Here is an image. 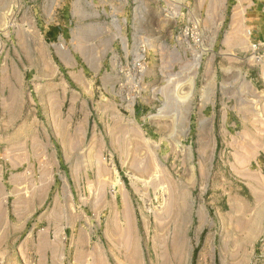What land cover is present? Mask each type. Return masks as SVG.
Instances as JSON below:
<instances>
[{"label":"rangeland","instance_id":"1","mask_svg":"<svg viewBox=\"0 0 264 264\" xmlns=\"http://www.w3.org/2000/svg\"><path fill=\"white\" fill-rule=\"evenodd\" d=\"M46 1L0 0V264H264V63L183 0L108 60L118 28L57 44Z\"/></svg>","mask_w":264,"mask_h":264},{"label":"crops","instance_id":"2","mask_svg":"<svg viewBox=\"0 0 264 264\" xmlns=\"http://www.w3.org/2000/svg\"><path fill=\"white\" fill-rule=\"evenodd\" d=\"M183 2L187 6L188 11H192L197 17L203 13L211 12L217 16L216 20L221 22L220 25L229 23L235 34L234 37H238V39L234 38L232 40L231 38L228 44L232 46L236 53H249L248 42L246 41L245 43L241 39L245 28H250L254 32L256 40L264 42V13L262 10L264 0H183ZM48 4L51 6L52 11L54 8H61L63 11L70 13L66 21L62 20L52 24V29L47 33L53 38L55 43L61 45L62 43L69 44L68 48H73L71 43L77 39H84L95 27L106 28L104 34L111 38L109 44L113 45L114 41L117 40L114 28H118L120 30V38H118L120 40V48L117 50L113 49L112 46L107 47L106 59L108 60L115 54L118 55L117 58L120 60H126L133 55V52L129 55L127 54L126 47L130 43L138 42L139 35L135 33V29L141 25L142 21L150 26L152 24L151 14H154L156 10L155 0H51L50 3L46 1L44 5ZM163 5L164 11L171 9V2H164ZM231 12L232 14L229 16ZM129 29H133V31L129 33ZM61 53L63 57H67V51H61ZM121 53L122 55H119ZM136 56L134 54L132 58ZM109 72V68H107V73L109 74ZM258 75L264 82V67L258 68ZM139 109L135 108V113L144 110L143 107L141 110ZM45 150L49 154V149ZM35 161L36 150L33 148L28 154L27 164L22 165V167H25L24 171L27 170L25 180L29 183L32 182L30 172L35 171ZM43 178L45 177L43 176ZM46 181L44 180V182ZM43 185L50 187L51 183H43ZM29 186H32V184H29ZM7 225V218L3 220V223L0 222V226ZM48 241L46 237H41L40 243L43 245L48 243L49 247L41 248L40 250L53 248V244Z\"/></svg>","mask_w":264,"mask_h":264},{"label":"built area","instance_id":"3","mask_svg":"<svg viewBox=\"0 0 264 264\" xmlns=\"http://www.w3.org/2000/svg\"><path fill=\"white\" fill-rule=\"evenodd\" d=\"M173 3L171 2V9L165 10V12H168V14L172 15L173 10H177L178 5H180V10H188L187 6H185L183 3H176L172 5ZM174 6V9H173ZM263 13H264V2H263ZM192 16L188 15L186 19H182V22L184 24V29L183 33L186 39H188L190 42L194 43V45L199 44V32L195 31L198 27L197 24V19L195 18H190ZM247 35L249 36L250 39V45H249V57L255 62L258 63H264V42H260L254 38V34L252 30L247 31ZM132 68L134 72L136 71L137 74H142L145 70L144 63L142 59L137 60L133 65ZM138 98V91L134 90L133 94L131 97L127 96L126 102L127 103H134L135 100ZM135 105V103H134Z\"/></svg>","mask_w":264,"mask_h":264},{"label":"bare ground","instance_id":"4","mask_svg":"<svg viewBox=\"0 0 264 264\" xmlns=\"http://www.w3.org/2000/svg\"><path fill=\"white\" fill-rule=\"evenodd\" d=\"M198 65V64H197ZM173 106V105H172ZM179 112V111H178ZM180 113V112H179Z\"/></svg>","mask_w":264,"mask_h":264}]
</instances>
